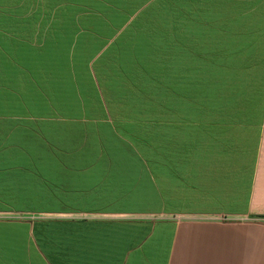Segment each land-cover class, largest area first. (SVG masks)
I'll use <instances>...</instances> for the list:
<instances>
[{
    "label": "crops",
    "instance_id": "1",
    "mask_svg": "<svg viewBox=\"0 0 264 264\" xmlns=\"http://www.w3.org/2000/svg\"><path fill=\"white\" fill-rule=\"evenodd\" d=\"M0 264H264V0H0Z\"/></svg>",
    "mask_w": 264,
    "mask_h": 264
}]
</instances>
